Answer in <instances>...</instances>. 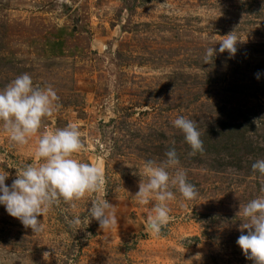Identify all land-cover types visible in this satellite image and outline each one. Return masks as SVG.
Instances as JSON below:
<instances>
[{"label": "rangeland", "instance_id": "rangeland-1", "mask_svg": "<svg viewBox=\"0 0 264 264\" xmlns=\"http://www.w3.org/2000/svg\"><path fill=\"white\" fill-rule=\"evenodd\" d=\"M233 31L230 58L218 43ZM25 73L33 86L51 85L61 107L24 145L0 125L5 184L36 163L40 135L69 124L84 144L76 158L106 184L75 208L54 204L38 233L0 205V264H253L236 244L237 213L264 185L251 169L264 159V0H0V90ZM178 116L197 121L202 152L189 155ZM170 148L198 194L184 200L173 188L171 219L154 236L146 220L155 201L134 195L144 161L159 163ZM102 198L115 206V227L88 224L87 208ZM76 216L82 223L70 225Z\"/></svg>", "mask_w": 264, "mask_h": 264}, {"label": "clouds", "instance_id": "clouds-1", "mask_svg": "<svg viewBox=\"0 0 264 264\" xmlns=\"http://www.w3.org/2000/svg\"><path fill=\"white\" fill-rule=\"evenodd\" d=\"M238 42L234 31L220 37L219 53L227 52L230 58L234 57ZM216 52L214 46L205 50V64L212 62ZM259 77L260 73H257L256 78ZM58 100L51 85L33 86L29 74L17 76L0 90V125L14 144L24 145L28 143L29 137L39 132L44 118L59 110L61 105ZM172 124L183 134L185 143L191 149L189 155L203 151L197 121L178 116ZM83 148L81 133L75 124L44 132L34 149L36 163L21 166L10 186L5 184L8 172L0 170V205L26 229L38 233L42 226L38 218L45 215L54 204L62 200L75 208L73 201L82 199L87 193L100 191L106 184L101 169L75 156ZM164 156L165 159L159 163L144 161L141 173L144 179L140 180L138 192L134 195L140 205L155 201L146 220V230L154 236H159L171 219L168 203L176 199L173 188L184 200L195 199L198 194L195 186L188 182L186 171L179 167L175 148L168 149ZM169 169L174 171L170 172ZM251 169L264 177V159L256 160ZM259 191L262 195L239 204L237 213L241 217V235L236 244L253 264H264V185ZM86 218L88 224L93 220L98 222L100 229L118 224L115 206L105 198L92 202L86 210ZM81 223L79 216L69 220L72 226ZM44 255L49 254L45 252Z\"/></svg>", "mask_w": 264, "mask_h": 264}]
</instances>
